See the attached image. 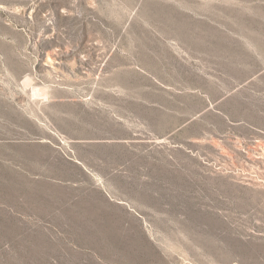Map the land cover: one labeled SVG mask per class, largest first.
Returning <instances> with one entry per match:
<instances>
[{
    "label": "rangeland",
    "instance_id": "obj_1",
    "mask_svg": "<svg viewBox=\"0 0 264 264\" xmlns=\"http://www.w3.org/2000/svg\"><path fill=\"white\" fill-rule=\"evenodd\" d=\"M0 264H264V0H0Z\"/></svg>",
    "mask_w": 264,
    "mask_h": 264
}]
</instances>
